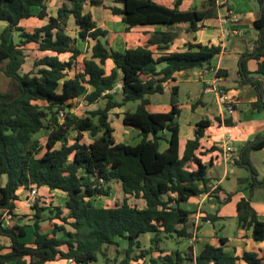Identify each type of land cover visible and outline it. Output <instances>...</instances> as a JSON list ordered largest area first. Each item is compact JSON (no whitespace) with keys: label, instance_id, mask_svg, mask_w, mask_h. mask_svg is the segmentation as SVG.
I'll list each match as a JSON object with an SVG mask.
<instances>
[{"label":"trees","instance_id":"obj_1","mask_svg":"<svg viewBox=\"0 0 264 264\" xmlns=\"http://www.w3.org/2000/svg\"><path fill=\"white\" fill-rule=\"evenodd\" d=\"M48 1L0 0V22L5 24L0 33V65L4 64L0 73L16 85L15 94L0 92V178L4 179L0 186V264L68 259L74 264H137L146 258L149 264H264V258L255 252L239 256L225 252L224 238L218 246L204 244L196 255L192 246L171 253L159 248L164 239L193 236L186 225L194 212L184 206L207 191L211 182L208 167L201 161L207 155L200 150L201 139L213 124L232 125L230 118L201 119L193 139L181 151L176 88H171L168 112L147 110L150 97L162 95L165 83L176 73L214 69L212 61L221 53L220 46L189 43L185 51L168 52L176 37L174 26L187 24L188 32H196L213 18L212 12L182 11L185 0H173L171 8L154 0H60L56 15L48 16ZM258 4L261 15L253 22L258 38L254 50L240 57L238 75L239 84H250L256 91L251 110L264 112L262 82L251 77H264V0ZM86 5L109 10L126 32L136 27L162 26L164 30L155 31L146 47L114 51L108 45L107 31L84 11ZM31 18L45 20V24L28 32L21 22ZM69 22L75 38L68 33ZM77 39L93 42L79 71L76 65L82 51ZM28 46L42 56L33 61L31 71L23 73ZM64 55L66 60L61 59ZM249 60L256 62L254 72L247 70ZM71 72L73 76H69ZM226 76L225 70H217L216 77ZM75 100L82 101L83 107H96L78 115ZM130 102H138L134 111L124 109ZM115 109H122L116 114L122 125L138 131L141 139L137 144L115 142L110 118ZM42 131L47 137L44 145L36 138ZM262 148L264 133L246 143L232 160L248 172V197L236 206L237 226L250 231L255 242L264 241V219L251 208L249 196L264 188V176L257 179L250 153ZM218 150L213 146L209 152ZM111 184L120 186L123 200L112 207L95 206V200L112 195ZM32 187L60 191L65 200L61 206L52 201L38 206L36 199L31 224L26 225L25 216L15 215L20 200L17 192ZM229 198L220 201L215 197L217 205ZM130 199L142 201L143 206L131 204ZM7 215L12 224H7ZM207 219L214 222L215 216L207 215L204 221ZM45 221L53 224L42 230ZM29 228L32 242L26 240ZM147 233L153 235L155 247L142 249L138 239Z\"/></svg>","mask_w":264,"mask_h":264},{"label":"crops","instance_id":"obj_2","mask_svg":"<svg viewBox=\"0 0 264 264\" xmlns=\"http://www.w3.org/2000/svg\"><path fill=\"white\" fill-rule=\"evenodd\" d=\"M154 1L168 8L173 6V0ZM212 2L215 4V8H217L219 12L221 11V15L219 13L217 18L205 20L202 24L204 27H200L196 32H188L187 24L174 26L172 30L176 34V37L170 49L168 50V52H182L185 51V46L189 43L204 45L213 44L220 46L222 51L217 57L213 59L212 67L218 70H225L227 72V76L219 77L216 81V85H218L225 94L233 98L236 102L234 112L232 114H227L225 110L217 103L216 106L214 104L213 107L212 104L207 100V97L209 96L214 98V96L211 94L201 93L199 96L194 97L192 101L184 104H179L177 101L180 110L178 123L181 151L183 149L184 143L187 140L193 139L195 125L201 119H213L214 117L219 116L221 119L230 118L232 122V125L230 126L213 124L204 131V137L201 139L200 150L206 151L207 155L202 156L201 161L204 165H207V177L211 179V183L217 184L218 191L216 195L205 199V202L203 201L201 205H199L200 200L197 197L191 198L187 202L186 205H190L188 208H190L194 213L190 216L186 228L187 230L192 231L193 235L196 237L194 245H191L194 255L198 253L204 244L208 243L212 246H218L219 239L224 238L226 239V244L224 247L225 252L233 254L234 256H239L243 252H255L260 257L264 258V241L255 242L251 237L250 231H246L237 226L236 206L241 199L248 197L247 183L245 182V179L248 178V172L235 166L232 162L224 161L220 155L222 152V142L228 135L233 138L235 152L234 157H237L240 150L246 145V143L252 141L256 135L264 133V112H255L250 108V104L257 101L256 91L250 84H239L241 78L238 75V62L240 57L243 54L251 53L255 48L254 44L258 38L259 31L254 28L253 22L258 17H255L253 13H250L249 15H245L244 18L243 14L235 13L233 11V5L228 3L227 0H221V2H215L213 0ZM50 3H57L55 12H50ZM58 3L61 4V1H48V16L56 15V10L60 6ZM181 6L180 10L187 11L186 9H182ZM99 9L101 8L92 7L90 14L97 27L107 31L106 39L108 41V45L114 51L123 52L129 48L146 47L148 39L155 31L158 32L164 30L162 27H136L126 32L125 26L123 23H121L119 18L110 14L111 18L108 20L110 23H106L107 21L103 20L104 16H108L107 14L105 15L103 13L110 12L109 10H104L105 12H102L103 16L99 18L95 17L94 11L99 15ZM232 15H235L239 18V23L237 25L232 26L229 22L227 23V16L230 18ZM38 22L39 24L35 27H40L45 24V20H38ZM248 25L253 29V33H250V37H247L245 31L242 29L243 26ZM234 29L240 30L242 34L234 35L232 33V30ZM158 55L159 52L155 54V56ZM246 65L249 72H254L256 70V62L254 60L247 61ZM106 66L109 70L111 68V63L108 62ZM187 73L188 72L176 73L173 76V80L165 83L164 93L168 90L171 92V88L175 87L176 93L178 94L180 91L179 83L186 82ZM177 77L180 79H177ZM251 77H254V79L258 82H262V86L264 88V77L261 78L255 75H251ZM206 81H212V75H208L206 77ZM169 86L170 88H168ZM262 98L264 100V92ZM149 101L150 103L147 106V110L151 113L168 112L170 110V100L168 102V106L166 107L161 105V102L158 100H155L153 105L151 99H149ZM151 106H153V109H150L152 108ZM208 112L210 113L207 114ZM194 114H197V118H199H194L192 121L191 117ZM111 125L114 129V138L116 143H123V140H118V138H116V131L119 132V135H127V131L133 132V130H129L127 126L122 125L119 119H117L115 122V125L118 127L117 129L114 128L113 123H111ZM213 146L219 148V150L213 151L211 153L209 150ZM250 161L258 174L257 179H261L264 176V148L252 151L250 153ZM239 170H242L243 174H240ZM36 191L37 199L40 197L42 202L45 201L44 203H48L49 201L46 202V198L50 197L56 201L58 200L57 205L61 206L65 200V194L60 191H49L46 187L37 188ZM17 195L19 198H24V202L26 203L27 190L19 189ZM228 195H230L229 200L226 203L220 205L221 209H216L215 205H213L216 203L215 197H218L220 201H223ZM249 197L251 208L255 211L260 219H264V188L255 189ZM140 202L142 203V201ZM18 203H20V200L17 202V204ZM142 206L143 203L141 204V207ZM16 210L17 208L15 209V214L20 216L21 214ZM207 215L215 216V221L210 222V224L205 223L204 218ZM220 224L221 227H219ZM205 225H210L212 227L217 226L221 232H227V228L230 226V228H234L235 231L232 236L225 234L224 237H219L216 231L205 230ZM27 237L28 236H26V238ZM27 241L32 242L33 235H31ZM157 255L158 254H154L153 256ZM144 261L149 264L148 258L140 261L139 264L143 263ZM46 264L67 263L66 260H57ZM239 264L245 263L241 261Z\"/></svg>","mask_w":264,"mask_h":264},{"label":"rangeland","instance_id":"obj_3","mask_svg":"<svg viewBox=\"0 0 264 264\" xmlns=\"http://www.w3.org/2000/svg\"><path fill=\"white\" fill-rule=\"evenodd\" d=\"M227 1H228V3L233 5V7H234L233 11L235 13L243 14L244 18H245V15H247V14L249 15L250 13H253L255 15V17H258V18L261 15V9H260V6L258 4V0H227ZM105 2L108 3V0H105ZM49 5H50L49 8H51L50 12H55V9L57 7V3H50ZM100 8H101V9H99L100 14L98 15L94 11V16L99 18V17L103 16V14H105V15L107 14L108 16H104L103 20L107 21L106 23H110V21L108 22V20H110V18H111L110 17L111 13L105 12L104 11L105 9H103L102 7H100ZM181 8L186 9V10H191L193 8H195L197 10L209 9L213 14L212 15L213 18H217L219 13L221 15V11L219 12L218 9L215 8V4H213V2L210 0H186L182 4ZM91 10H92V7H90L89 5H86L84 7V11L87 13H90ZM102 12H105V13L102 14ZM38 24H39L38 19H35V18L21 22V26H23L25 28V30H27L28 32L33 31V29L36 28L35 26ZM4 28H5V24L0 22V33L3 31ZM242 29L245 31L247 37H250L251 36L250 33H253V29L249 25L243 26ZM68 33L73 38L76 37L75 29L72 26V22H69V24H68ZM76 44H77L78 48H80L82 51V54L78 58L77 65H76V70L79 71L82 67V60L84 58H89V56H90V48H91L93 42L88 41L86 43V42H81L79 39H77ZM24 54L26 57H25V63L22 67V72L26 73V72L31 71V69L33 67V61L40 58L42 56V53L38 52L34 46H28L24 50ZM67 58H68L67 55H64L61 57V59H63V60H66ZM3 65L4 64L0 65V69L3 67ZM187 72L188 73L186 76L187 77L186 82L179 83L180 84V87H179L180 91L178 92L177 97H176V100L178 101L179 104H184V103L190 102L194 99V97L199 96L202 93L201 82H198L194 78L197 70L193 69V70L187 71ZM73 75H74V72H71L69 74V76H73ZM177 79H180V78L177 77ZM168 88H170V86ZM0 92L1 93L9 92L11 94L16 93L15 83L11 79H8L5 76H3L2 73H0ZM170 98H171L170 90H168L167 92H165L162 95H153L150 97L152 105H153V102L155 100H158L161 102V105H164V107L168 106V102H169ZM207 100L212 104L213 107H214V104L216 106L215 99L212 96L207 97ZM73 103L76 106V108H74V111L78 115H81L83 113V110H85L87 108V107L86 108L83 107L84 103L80 100H75ZM137 104H138V102L127 103L124 109L129 110V111H134ZM95 107L96 106H90L87 109L91 110V109H94ZM151 107L152 108H150V109H153V106H151ZM121 110L122 109H115V110L111 111V116H110L111 122L113 123V126L116 129L118 128L117 125H115V122L118 119L116 114L120 113ZM209 111H211V110H209ZM209 113L210 112H208L207 114H209ZM191 118L193 121L194 118H197V114L192 115ZM127 128H129V130H133V132H135V133H133L132 131H127V135H124V134L119 135V132L116 131V134H115L116 138H118V140H123V143H125L126 145L137 144L141 139L140 136H138L139 135L138 131L134 130L133 128L131 129V127H127ZM36 138H38L39 142L44 145L46 142V139H47L46 132L42 131L41 133H39L36 136ZM85 139H86L85 140L86 142H89L87 136L85 137ZM233 168H235V167H233ZM239 173L243 174V171L239 170ZM3 184H4V179L0 178V186H2ZM111 187L113 188L112 195L109 198H100L98 200H95L94 201L95 206H97V207H100V206L112 207L116 203H120L123 200L124 196H123V193L120 189V186L111 184ZM37 200H39L38 206H43L41 198L39 197ZM48 201H52L54 204H58V200L56 201L50 197L46 198V202H48ZM129 202L131 204H137L138 206H141V204H142L140 201H137L134 199H130ZM213 205H215L216 209H218V208L221 209L220 205H217L216 203H214ZM184 207L188 208V207H190V205H186ZM16 211L21 214L20 216H25V217H23L24 224H26V225L31 224L33 212L29 208L28 204L24 202V198H22V197L20 198V203L17 204V210ZM210 211H212V210H210ZM5 220L7 221V224H12V222H13V219L11 217L6 218ZM56 223H58V222H56ZM52 224H53V222L45 221V223H42L40 226H41L42 230H46V229H50L52 227ZM219 227H221V224ZM204 229L210 230V231H216V233L218 234L219 237H224L225 234L232 236V234L235 231V229L234 228L231 229L230 226H229V228H227V230H228L227 232H221V230L217 226L212 227L210 225H205ZM31 235H32V230H31V228H29L28 232H27L28 237L26 238V240H28L31 237ZM152 238H153V235L150 233H147V234L140 236L138 240L140 242L141 248L142 249H149L150 247H155V245L151 243ZM194 243H195V241L193 242V244H189L188 239L186 240L184 238L179 239L176 237H171L168 239H164L162 241V243L159 244V248L161 250H163L165 253H171L172 251H176V250L185 251L188 247H190L191 245H194ZM122 248H124V243H122ZM112 251L113 250L110 249V254H111L110 259L113 257ZM145 261L141 264H147ZM100 263L102 264V261ZM137 264H139V262Z\"/></svg>","mask_w":264,"mask_h":264},{"label":"built area","instance_id":"obj_4","mask_svg":"<svg viewBox=\"0 0 264 264\" xmlns=\"http://www.w3.org/2000/svg\"><path fill=\"white\" fill-rule=\"evenodd\" d=\"M215 2H220L221 0H214ZM230 23V25L234 26L239 23V18L235 15L230 16L229 20H227V23ZM232 33L234 35H241L242 32L238 29L232 30ZM218 69L216 68H202L199 69L196 74H195V79L198 82H201L203 88H202V93L203 94H211L215 98V102L221 106L227 114H232L235 110V100L231 97H229L227 94L224 93V91L216 85V81L218 80V77H216V72ZM208 75H212V81L207 82L206 77ZM119 87V86H118ZM62 118V115L59 116ZM234 141L231 136H227L225 140L222 142V152L220 153L222 159L226 162H232L234 158ZM207 191L201 193L200 195L197 196V198L200 200L199 205L203 203V201L207 198L212 197L215 195L217 192L216 190L218 189L217 184L215 183H209L207 186ZM36 187H32L29 190H27V198H26V203L28 206L31 208L33 204L35 203V200L37 199V191ZM5 218H10L9 215H7ZM207 224H210V220H205L204 221ZM196 241V237L193 235L191 238L188 239L189 244H193V242ZM67 264H74L71 259L66 260Z\"/></svg>","mask_w":264,"mask_h":264}]
</instances>
